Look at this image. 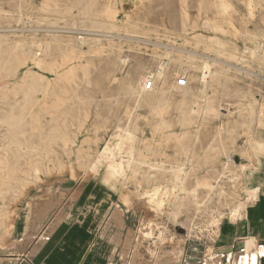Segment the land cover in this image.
<instances>
[{
    "label": "rangeland",
    "instance_id": "obj_1",
    "mask_svg": "<svg viewBox=\"0 0 264 264\" xmlns=\"http://www.w3.org/2000/svg\"><path fill=\"white\" fill-rule=\"evenodd\" d=\"M0 9V115L9 99H23L16 83L25 72L41 77L28 84L46 89L45 97L36 93L46 108L42 164L0 196V251L16 243L2 220L14 227L26 199L63 188L60 197L71 205L94 190L95 215H104L95 223L99 234L112 225L102 237L113 253L124 232L125 244L114 253L116 262L122 257L118 264H257L259 241L244 223L264 191V0H0ZM80 36L87 42L79 44ZM37 42L44 49L38 65L29 54ZM14 53L18 65L10 70ZM205 56L221 64L203 82ZM180 78L188 85L179 89ZM148 80L155 82L145 92ZM128 82L136 84L133 91ZM106 144L123 162L124 177L99 157ZM182 164L183 186L171 174ZM102 194L109 198L104 211L97 201ZM118 209L124 224L113 217ZM245 240L248 247H239Z\"/></svg>",
    "mask_w": 264,
    "mask_h": 264
},
{
    "label": "crops",
    "instance_id": "obj_2",
    "mask_svg": "<svg viewBox=\"0 0 264 264\" xmlns=\"http://www.w3.org/2000/svg\"><path fill=\"white\" fill-rule=\"evenodd\" d=\"M58 190L45 198L29 197L18 207L13 227L16 243L10 241L1 249L0 264H105L124 246V232L118 244L113 245L114 253L103 241V235L111 229L110 223L99 234L95 221L104 215H95L94 190L86 191L81 201L72 205L67 195L60 197L64 189ZM97 198L104 211L109 204L107 194ZM248 215L244 228L249 237L258 239L257 264H264V191L257 192L255 206L248 209Z\"/></svg>",
    "mask_w": 264,
    "mask_h": 264
},
{
    "label": "bare ground",
    "instance_id": "obj_3",
    "mask_svg": "<svg viewBox=\"0 0 264 264\" xmlns=\"http://www.w3.org/2000/svg\"><path fill=\"white\" fill-rule=\"evenodd\" d=\"M262 2V1H261ZM15 3V2H14ZM215 5V4H214ZM33 7V6H32ZM229 7V6H228ZM84 8V7H83ZM213 8V6H212ZM228 9V8H227ZM1 10V9H0ZM83 10V9H82ZM225 10V9H224ZM252 10V9H251ZM86 11V10H85ZM210 11V10H209ZM35 14V13H34ZM5 15V14H4ZM30 15V14H29ZM32 17V16H31ZM229 17V16H228ZM21 18V17H19ZM27 18V17H26ZM39 18V17H38ZM227 19V18H226ZM205 20V19H204ZM224 20V19H223ZM19 21V20H18ZM183 21V20H182ZM32 23V22H31ZM41 23V22H40ZM208 23V22H206ZM210 23V22H209ZM222 23V22H221ZM227 24V23H225ZM183 25V23H182ZM207 25V24H206ZM202 26V25H201ZM9 27V26H8ZM16 27V26H15ZM204 27V25H203ZM211 27V25H210ZM231 27V26H230ZM2 29V27H0ZM4 28V27H3ZM7 28V27H6ZM14 28V27H12ZM24 28L25 30V27H22ZM34 28V27H33ZM228 29V28H227ZM5 31V29H3ZM11 30V29H10ZM9 30V31H10ZM33 30V29H32ZM35 30V29H34ZM42 30V29H41ZM211 30V29H209ZM222 30V29H221ZM14 31V30H13ZM11 30V32H13ZM17 31V30H15ZM20 31V30H19ZM31 31V30H30ZM36 31V30H35ZM34 31V32H35ZM38 32V31H37ZM36 32V33H37ZM40 32V31H39ZM204 32V31H203ZM205 33V32H204ZM6 34V33H5ZM205 35V34H204ZM210 35V34H209ZM6 36V35H5ZM9 36V35H7ZM202 36V35H201ZM15 37V36H14ZM207 37V36H206ZM209 37V36H208ZM218 37V36H217ZM12 38V37H11ZM210 38V37H209ZM19 39V38H18ZM78 39V43L79 44H82V43H85L87 42V39L83 36H80ZM127 39V38H126ZM139 39V38H138ZM137 39V40H138ZM208 39V38H207ZM11 40V39H10ZM129 40V39H128ZM213 40V38L211 39ZM40 41V40H39ZM132 41V40H131ZM209 42V41H208ZM214 43L218 44L219 45V48L223 47L224 46V41L223 40H215L213 41ZM205 43V42H203ZM207 43V42H206ZM14 44V43H13ZM32 44V43H31ZM208 44V43H207ZM206 44V45H207ZM215 44V45H216ZM37 48L35 51H30L29 54H31V61L33 64H40L42 62V56L44 55V49H43V46H42V43L40 42H37ZM205 46V45H204ZM208 46V45H207ZM227 46V45H226ZM224 46V47H226ZM33 47V46H32ZM45 47V46H44ZM213 47V46H212ZM176 48V47H175ZM207 48V47H206ZM219 48H216V49H219ZM229 48V47H228ZM173 49V48H172ZM214 49V50H216ZM177 50V49H176ZM224 50V49H223ZM222 50V51H223ZM234 50V49H233ZM188 51V50H187ZM211 51V50H209ZM213 51V49H212ZM211 51V52H212ZM215 52V51H213ZM212 52V53H213ZM226 52V51H225ZM228 52V51H227ZM10 53V52H9ZM189 53V52H188ZM192 53V52H191ZM221 53V52H220ZM232 53V52H231ZM155 54V53H154ZM194 54V53H193ZM218 54H219V51H218ZM228 54V53H227ZM196 55V54H195ZM240 55V54H239ZM178 56V55H177ZM187 56V55H185ZM230 56V55H228ZM232 56H234V53L232 54ZM9 57V56H8ZM199 57V56H198ZM206 59H208L209 57L208 56H205ZM120 58V57H119ZM158 58H160L158 56ZM174 58V57H173ZM187 58V57H186ZM217 58V57H216ZM220 58V57H219ZM218 59V58H217ZM220 59H224V58H220ZM228 59V58H227ZM242 59V58H241ZM171 60V59H170ZM174 60V59H173ZM172 60V61H173ZM185 60V59H184ZM187 60V59H186ZM226 60V58H225ZM154 61V60H153ZM188 61V60H187ZM234 61V60H233ZM142 62V61H141ZM220 61H217L215 58H209L208 60H205L203 62V65H202V81L205 82L207 80V78H211V80H213L215 78V73L217 72H214L215 68L213 69V66L216 64V66L219 67V65H217ZM226 62V61H225ZM106 63V62H105ZM223 63V61H222ZM232 63V62H231ZM112 64V63H111ZM143 64V63H142ZM177 64V63H176ZM221 64V62H220ZM16 65H18V55L16 53H14V55H12V58H11V66L10 67V70L12 68H14ZM114 65V64H113ZM144 65V64H143ZM141 65V66H143ZM179 65V64H178ZM232 65V64H231ZM235 65V64H234ZM227 66V65H226ZM37 67V66H36ZM167 67V66H166ZM179 67V66H178ZM177 67V68H178ZM183 67V66H182ZM235 67V66H234ZM237 67V66H236ZM118 68V67H117ZM136 68V67H135ZM165 68V67H164ZM172 68V67H171ZM177 68H176V71H177ZM229 68H231L229 66ZM233 68V67H232ZM238 68V67H237ZM240 68V67H239ZM243 68V67H242ZM5 69H8V68H5ZM139 69V68H138ZM40 70V69H39ZM121 70V69H120ZM233 70V69H232ZM239 70V69H238ZM241 70V69H240ZM118 71V70H117ZM142 71V70H141ZM163 71L161 73H158L157 75V78L161 77L163 75ZM225 71V70H224ZM229 71V70H228ZM231 71V70H230ZM246 71V70H245ZM178 72V71H177ZM242 73V71H240ZM249 72V71H248ZM116 73V72H115ZM130 73V72H129ZM165 73V72H164ZM170 73V72H169ZM192 73V72H191ZM232 73V72H231ZM236 73V72H235ZM247 73V72H246ZM193 74V73H192ZM249 74V73H247ZM35 72H32V71H28V72H25L19 79L21 80V82L19 83H16V85H18L17 87L19 88H22L23 89V99H9V102H8V107L7 109L3 112L2 115H0V120H2L4 123H5V130L4 131H0V149L2 148L3 152L0 153V196L2 194H5L7 193L8 190L12 189V187L19 181H22L23 179L27 178L28 176L31 175V173L33 172L34 174L37 173L38 169L40 170V165L42 164V159H41V146L43 145V143L45 142V136H44V130H45V126H44V122H43V117L46 113V108H45V103H42L43 102V99L45 97V94H46V89H42V88H37L36 86V83H34V80L31 81L29 84H28V81L29 79H35L36 77L38 79H40L41 77L40 76H35ZM124 75V74H123ZM140 75V73H139ZM145 75V74H144ZM171 75V73H170ZM177 75V74H176ZM175 75V76H176ZM219 75V74H218ZM74 78L77 77L76 74H73ZM173 76V75H172ZM192 76V75H191ZM222 76H224L222 74ZM129 77V75H128ZM225 77V76H224ZM156 78V79H157ZM107 79V78H106ZM131 79V78H130ZM138 79V78H137ZM140 79V78H139ZM206 79V80H205ZM228 79V78H227ZM53 80V79H52ZM84 80V78H83ZM154 80V79H153ZM163 80V79H162ZM225 81V80H224ZM223 81V83H224ZM76 82H77V79H76ZM155 82V81H154ZM159 82V81H158ZM208 82V81H207ZM137 83V82H136ZM146 83V82H145ZM5 83H3L4 85ZM138 84V83H137ZM142 84V83H141ZM173 84V83H172ZM135 85L136 84H133L131 82H128L127 83V89L129 91H133L134 88H135ZM192 85V84H191ZM204 85V84H203ZM48 86V84H47ZM141 87V86H140ZM206 87V86H204ZM227 88V85L225 86ZM182 88V87H181ZM188 88V87H187ZM143 91H151V90H146L144 87H142ZM174 89V88H173ZM180 89V87H179ZM186 89V88H185ZM172 90V89H170ZM38 91H41L43 93V99L39 98V97H36V93ZM142 91V90H141ZM174 91V90H173ZM178 91V90H177ZM184 91V90H182ZM188 91V90H187ZM223 92V91H222ZM232 92V91H231ZM74 93V92H73ZM124 93V92H123ZM133 93V92H132ZM170 93V92H169ZM180 93V92H179ZM184 93V92H183ZM126 94V93H125ZM136 94V93H135ZM175 94V93H174ZM173 95V94H172ZM125 96V95H124ZM139 96H140V90H139ZM158 96V95H157ZM175 96V95H174ZM170 97V96H169ZM6 98V97H5ZM183 98V97H182ZM193 98V97H192ZM229 98V97H228ZM7 99V98H6ZM99 99V98H98ZM131 99V98H130ZM139 99V98H138ZM171 99V98H170ZM157 100V99H156ZM196 100V99H195ZM137 101V100H136ZM143 101V99H142ZM211 101H212V98H211ZM138 102V101H137ZM155 102V101H154ZM169 102V101H168ZM202 101H200L201 103ZM210 103V101H209ZM197 104V103H196ZM204 104V103H203ZM154 105V104H153ZM158 105V104H157ZM193 105V104H192ZM202 105V104H201ZM135 106V105H134ZM182 106V105H181ZM96 107V106H94ZM175 107V106H174ZM195 107V106H194ZM197 108V107H196ZM204 108V106H203ZM214 108V107H213ZM134 109V108H133ZM167 109L169 110V108L167 107ZM211 109V108H209ZM154 110V109H153ZM157 110V109H156ZM192 111V110H191ZM196 111V110H195ZM206 111V110H205ZM95 112V111H94ZM109 112V111H108ZM2 113V112H1ZM203 113V112H202ZM219 113V112H218ZM151 114V113H150ZM159 115V114H158ZM188 115V114H187ZM132 116V114L130 115ZM190 116V114H189ZM214 116V115H213ZM212 116V117H213ZM219 116V115H218ZM126 117V116H125ZM124 117V118H125ZM157 117V116H156ZM231 117V116H230ZM131 118V117H130ZM214 118V117H213ZM238 118V117H236ZM166 119V118H165ZM201 119V118H200ZM161 119H159L160 121ZM231 120V119H229ZM237 120V119H236ZM119 121V119H118ZM162 121V120H161ZM117 122V120H116ZM134 122V121H133ZM163 123V122H162ZM200 123V122H199ZM198 123V124H199ZM165 124V123H164ZM240 124V123H238ZM237 124V125H238ZM128 125V124H127ZM227 125V123H226ZM231 125V124H230ZM244 125V124H243ZM126 126V125H125ZM159 126V124H158ZM234 126L235 123H234ZM199 127V126H198ZM219 127V126H218ZM222 127V126H221ZM225 127V126H224ZM244 127V126H243ZM226 128V127H225ZM117 129H118V126H117ZM125 129V128H124ZM158 129V127H157ZM205 130V128H203ZM215 130V129H214ZM237 130V128H236ZM117 131V130H116ZM197 131V130H196ZM211 131V129H210ZM219 131V130H218ZM224 131V130H223ZM230 131V129H229ZM189 133V132H188ZM208 133V131H207ZM222 134V133H221ZM127 135V134H126ZM197 135V134H196ZM207 135V134H206ZM215 135V134H213ZM231 135V133H230ZM248 135V134H247ZM208 136V135H207ZM216 136V135H215ZM214 136V137H215ZM224 137V136H223ZM230 137V136H229ZM204 138V137H202ZM216 138V137H215ZM221 138V137H220ZM135 139V138H134ZM206 139V137L204 138ZM138 140V138H137ZM198 140V139H197ZM196 140V141H197ZM219 140V139H218ZM227 140L228 139V135H227ZM208 141V140H207ZM206 141V142H207ZM211 141V140H209ZM214 141V140H213ZM225 141V140H224ZM230 141V140H229ZM107 142V141H106ZM204 142V141H203ZM220 142V141H219ZM66 143V142H65ZM119 143V142H118ZM131 143V142H130ZM222 143V142H221ZM220 143V144H221ZM229 143V142H228ZM227 143V144H228ZM134 144V143H133ZM194 144V143H193ZM209 144V143H208ZM224 144V143H223ZM230 144V143H229ZM119 145V144H118ZM206 145V144H205ZM204 145V146H205ZM211 145V144H210ZM115 146V145H114ZM113 146V147H114ZM203 146V148H204ZM229 146V145H228ZM124 147V146H123ZM200 147V145H199ZM216 147V146H215ZM222 147V146H221ZM225 147V146H224ZM213 148V147H212ZM217 148V147H216ZM118 149V148H117ZM115 149V150H117ZM130 149V148H129ZM132 149V148H131ZM205 149V148H204ZM218 150V149H217ZM227 150V149H226ZM129 151V150H127ZM222 152H223V149H222ZM135 153V152H134ZM221 153V152H220ZM225 153V152H224ZM125 154V153H124ZM137 155V154H136ZM209 155V154H208ZM99 157L100 158H104V159H108L110 161V164L109 166L111 167L110 168V171L111 170H114L118 176H122L124 177L125 175V166L123 164L122 161H119L118 159L115 158L114 156V153H113V150L111 148V146L109 144H106L105 147L103 148L101 154L99 153ZM98 157V158H99ZM190 157V156H189ZM212 159H216L218 157V153L214 152L212 155H211ZM132 158V156H131ZM135 158V157H134ZM140 158V157H139ZM200 158V157H199ZM121 159V158H120ZM123 159V158H122ZM138 159V158H137ZM187 159V158H186ZM185 159V160H186ZM229 159V158H228ZM129 160V158H128ZM142 160V159H141ZM190 160V159H189ZM204 160V159H203ZM231 160V159H230ZM127 161V160H126ZM131 161V160H130ZM197 161V160H196ZM201 161V160H199ZM136 162H138L136 160ZM135 162V163H136ZM229 162V161H228ZM131 163V162H130ZM151 163V162H150ZM185 163V162H184ZM177 164V163H176ZM128 166V162L126 164ZM137 165V164H136ZM140 165V164H139ZM145 165V164H144ZM153 165V164H151ZM205 165V164H204ZM245 166V164H243ZM147 166V165H146ZM145 166V167H146ZM143 167V166H142ZM150 167V166H149ZM154 167V165H153ZM158 167V166H157ZM164 167V166H162ZM148 168V167H147ZM206 168V167H205ZM217 168V167H216ZM136 169V168H135ZM139 169H140V166H139ZM167 169V168H166ZM241 169V167H240ZM156 170V169H155ZM158 170V169H157ZM190 170V169H189ZM199 171V169H197ZM214 170V169H213ZM217 170V169H216ZM43 171V170H42ZM139 170H137L136 172L138 173ZM152 171V169H151ZM159 171V170H158ZM158 171H157V175L158 174ZM162 171V170H161ZM172 175L174 176V179H177L178 182L180 180V183L181 185L183 186V182H184V179L187 175V171L184 167V164L182 165H177L175 167L172 168ZM191 171V170H190ZM243 171V170H242ZM41 172V171H40ZM142 172V171H141ZM144 172V171H143ZM163 172V171H162ZM166 172V171H165ZM193 172V171H192ZM127 173V172H126ZM129 173V172H128ZM145 173V172H144ZM154 173V171H153ZM152 173V174H153ZM168 173V172H167ZM200 173V172H199ZM210 173V172H209ZM136 174V173H135ZM155 174V173H154ZM153 174V176H154ZM166 174V173H165ZM170 174V175H171ZM214 174V173H213ZM37 175V174H36ZM111 175V174H110ZM141 175V174H139ZM168 175V174H167ZM112 176V175H111ZM151 176V178L153 177ZM38 177V176H37ZM113 177V176H112ZM147 177V176H146ZM167 177V176H166ZM190 177V176H189ZM202 177V176H201ZM212 177V176H211ZM215 177V176H214ZM218 177V176H217ZM150 178V179H151ZM155 178V177H153ZM157 178V177H156ZM192 178V177H191ZM194 178V177H193ZM204 178V176H203ZM29 179V178H28ZM147 179V178H146ZM171 179V178H170ZM169 179V180H170ZM190 179V178H189ZM206 179V178H205ZM105 180L111 184L112 188L114 189H118V185H117V182L118 181H114L113 179H108V178H105ZM148 180V179H147ZM191 180V179H190ZM141 181V180H140ZM143 181V180H142ZM150 181V180H149ZM176 181V180H175ZM189 181V180H188ZM193 181V180H192ZM205 182V180H203ZM28 182V181H27ZM148 182V181H147ZM152 182V181H150ZM177 182V181H176ZM175 182V183H176ZM203 182V183H204ZM207 182V181H206ZM30 183V182H29ZM179 183V184H180ZM191 183V182H190ZM138 184V183H137ZM196 184V183H195ZM202 184V183H201ZM200 184V185H201ZM175 185V184H174ZM180 185V186H181ZM213 185V184H212ZM229 185V184H228ZM22 186V185H21ZM138 186V185H137ZM176 186V185H175ZM178 186V185H177ZM179 186V187H180ZM230 186V185H229ZM227 186V187H229ZM210 187V186H209ZM140 188V187H139ZM156 188V187H155ZM177 188V187H176ZM211 188V187H210ZM209 188V189H210ZM181 189V188H180ZM183 189V187H182ZM181 189V190H182ZM189 189V188H188ZM227 189V188H226ZM184 190V189H183ZM186 190V189H185ZM149 191V190H148ZM153 191V190H152ZM151 191V192H152ZM193 191V189H192ZM211 191V190H210ZM222 190L220 189V192ZM224 191V190H223ZM230 191V189H229ZM18 192V191H17ZM145 192V191H144ZM219 192V191H217ZM226 192V191H225ZM9 193V192H8ZM149 193V192H148ZM147 194V193H146ZM184 194V193H183ZM221 194V193H220ZM219 194V196H220ZM226 194V193H225ZM155 195V193H154ZM195 195V194H194ZM183 196V195H182ZM152 197H157L156 195L155 196H152ZM180 197V196H179ZM189 197H191L189 195ZM188 197V198H189ZM229 197V196H228ZM235 197V196H234ZM186 198V197H185ZM222 198V197H221ZM229 199V198H228ZM159 200V198H158ZM180 200V199H179ZM187 202H188V199H186ZM152 201V200H150ZM162 201V200H161ZM181 201V200H180ZM193 201V200H192ZM231 200H229L230 202ZM191 202V201H189ZM155 203V202H154ZM157 203H159V201L156 202V205ZM163 203V202H162ZM184 204V202H181ZM238 203V202H237ZM1 204V203H0ZM148 204V203H147ZM230 204V203H229ZM185 205V204H184ZM192 205V203H191ZM193 205H195L193 203ZM197 205V204H196ZM195 205V206H196ZM236 205V204H234ZM1 206V205H0ZM149 206V205H148ZM238 206V205H237ZM177 207V206H176ZM185 207V206H184ZM189 207V206H188ZM187 207V208H188ZM183 208V207H182ZM197 208V207H196ZM232 208V207H231ZM178 209V208H177ZM239 209V208H238ZM119 211H116L115 214L113 215V217H115V221H118L120 222L121 224H124L125 222V219H124V215L122 213V211H120V209H118ZM187 210V209H185ZM183 211V210H182ZM237 211V210H236ZM176 212V211H175ZM180 212V211H179ZM184 212V211H183ZM182 213V212H181ZM175 214H178V213H175ZM180 214V213H179ZM178 214V215H179ZM176 217V215H174ZM232 216V215H231ZM112 218V217H111ZM114 220V219H113ZM2 226L5 230L7 231H11L13 229V227L11 226V224H5L4 223V220H2ZM152 230V229H151ZM9 235V234H7ZM2 239V238H1ZM2 241V240H1ZM5 241V239H4ZM250 244V241H240L239 242V247H241L242 245H246L248 247V245ZM6 245V244H5ZM4 246V245H3ZM2 247V246H1ZM220 251V250H219ZM231 251V250H230ZM221 252V251H220ZM168 254V253H167ZM169 255V254H168ZM173 259V258H171ZM175 260V259H174ZM180 260V259H179ZM178 260V261H179ZM182 260V259H181ZM169 261V259H168ZM167 262V261H166ZM212 262V261H211ZM216 262V261H215ZM215 262H212V263H215ZM169 263V262H167ZM170 264V263H169ZM175 264H178L177 261ZM208 264V262H207ZM217 264V263H216Z\"/></svg>",
    "mask_w": 264,
    "mask_h": 264
},
{
    "label": "built area",
    "instance_id": "obj_4",
    "mask_svg": "<svg viewBox=\"0 0 264 264\" xmlns=\"http://www.w3.org/2000/svg\"><path fill=\"white\" fill-rule=\"evenodd\" d=\"M153 85H154V81H153V80H148V81L145 83L144 88H145L146 90H150V89L153 88ZM177 85H178L179 87H186V86L188 85V83H187V79H185V78H180V79H178V81H177ZM119 261H122V257H119L118 262H119ZM118 262H116V259H115V257H114V258H113L108 264H118Z\"/></svg>",
    "mask_w": 264,
    "mask_h": 264
},
{
    "label": "water",
    "instance_id": "obj_5",
    "mask_svg": "<svg viewBox=\"0 0 264 264\" xmlns=\"http://www.w3.org/2000/svg\"><path fill=\"white\" fill-rule=\"evenodd\" d=\"M232 250V249H229V251Z\"/></svg>",
    "mask_w": 264,
    "mask_h": 264
}]
</instances>
